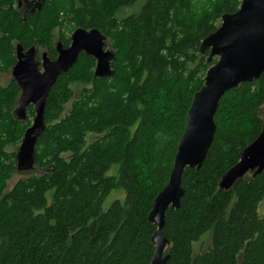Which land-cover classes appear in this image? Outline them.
Masks as SVG:
<instances>
[{"label":"trees","instance_id":"16d2710c","mask_svg":"<svg viewBox=\"0 0 264 264\" xmlns=\"http://www.w3.org/2000/svg\"><path fill=\"white\" fill-rule=\"evenodd\" d=\"M239 2L44 0L22 19L15 0H0V71L15 63L16 43L55 58L48 29L56 24L65 44V31L96 27L115 51L110 77H94L95 61L84 53L58 77L35 145L37 168L50 170L35 167L12 186L9 146L17 147L34 111L29 105L26 120L15 119L19 87L0 85V264H149L151 202L167 182L192 96L216 60L207 61L199 43ZM263 106L264 71L221 95L203 162L184 169L180 206L165 212L166 264H264V169L218 186L260 133ZM115 187L123 200L104 207Z\"/></svg>","mask_w":264,"mask_h":264},{"label":"water","instance_id":"95a60500","mask_svg":"<svg viewBox=\"0 0 264 264\" xmlns=\"http://www.w3.org/2000/svg\"><path fill=\"white\" fill-rule=\"evenodd\" d=\"M43 1L25 2L20 11L22 19L39 10ZM54 49L55 58H49L44 50L38 59L36 44L27 48L21 43L14 46L15 63L9 70V80L19 87V95L12 114L15 119L24 121L29 105L34 111L15 150L17 171L37 168L35 145L46 127L44 109L47 97L58 77L71 69L78 56L84 53L95 60L94 77H110L114 73L111 64L115 51L107 36L96 27H75L69 34V43L56 39ZM198 49L206 51L207 61L214 57L216 60L207 68L202 86L192 96L167 182L151 202L147 218L155 229L151 234L154 252L149 264H166L169 259V240L162 231L165 212L169 207L180 206L185 191L181 186L184 169H198L203 162L215 132L213 116L221 95L241 82L257 79L264 71V0H240L235 11L222 13L218 27L201 39ZM262 169L264 121L260 133L238 153L236 163L220 176L218 186L228 189L249 171L255 175ZM49 170L50 167L37 168L41 173Z\"/></svg>","mask_w":264,"mask_h":264},{"label":"rangeland","instance_id":"374dc122","mask_svg":"<svg viewBox=\"0 0 264 264\" xmlns=\"http://www.w3.org/2000/svg\"><path fill=\"white\" fill-rule=\"evenodd\" d=\"M195 6L197 7V3H195ZM127 12H129L128 9H126L125 11H123L124 14L127 13ZM219 23H220V18H219L217 24L219 25ZM59 27L60 26H58V24H56L53 27H51L50 29H48V31H50V33L54 34V37L56 39H59L58 38L59 37V32H60V28ZM71 31H69V30L65 31V35H69L71 33ZM10 77H11V74L9 72L4 71V70H1L0 71V85H2V86L6 85V83L10 79ZM77 89H75V90H77ZM263 110H264V106H263ZM30 121H31V118H30ZM17 146H18V144H17ZM9 148H11V150H13L16 147L9 146ZM117 167H118V164L117 163L116 164H113L112 167L110 168V170L108 171V173L109 174H115L116 173V170H117ZM30 174H32V171L31 170H29V171H17L16 170V172L13 173L12 178L8 181V185L9 186H12L14 184V182L18 178L25 177V176H28ZM50 193H51V191H48L47 192V196H49ZM124 195H125L124 190L121 187H115V188H113L111 190V192L108 194V196L106 197V199L104 200V203H103L104 204V207L109 206V204L111 203V201H113L114 199H119V200L122 201L123 198H124ZM259 211H260L261 214H264V198H263V200L259 204Z\"/></svg>","mask_w":264,"mask_h":264},{"label":"flooded vegetation","instance_id":"af4514ba","mask_svg":"<svg viewBox=\"0 0 264 264\" xmlns=\"http://www.w3.org/2000/svg\"><path fill=\"white\" fill-rule=\"evenodd\" d=\"M19 1H20V3H19ZM27 1H33V0H26L25 2H27ZM15 2H16V6L19 9V11H21L25 5V2L23 0H15ZM38 52H39V54H38ZM40 53H41V51L38 49L36 54L39 55V58H40Z\"/></svg>","mask_w":264,"mask_h":264}]
</instances>
